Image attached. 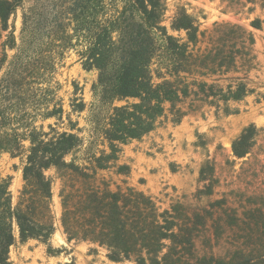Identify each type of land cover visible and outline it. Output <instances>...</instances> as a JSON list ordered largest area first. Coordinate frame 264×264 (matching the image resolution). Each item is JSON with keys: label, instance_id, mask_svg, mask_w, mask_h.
<instances>
[{"label": "trees", "instance_id": "1", "mask_svg": "<svg viewBox=\"0 0 264 264\" xmlns=\"http://www.w3.org/2000/svg\"><path fill=\"white\" fill-rule=\"evenodd\" d=\"M25 4L16 43L9 19ZM166 13L164 0H0V27L8 31L0 42V153L23 160L15 205L10 178L0 176V264H11L14 228L20 243L36 240L47 255L60 252L50 244L52 182L45 174L50 169L61 181L66 242L103 248L110 262L264 264V192L241 216L227 211L225 201L215 202L223 212L215 217L188 213L180 204L160 211L142 192L113 191L97 178L117 162L120 146L152 132L168 107L178 122L184 115L178 106L185 101L194 110L219 108L252 92L245 77L254 68L251 31L218 26V35L200 48L198 27L186 10L178 8L169 25L184 32V39L168 33ZM7 50L14 51L8 62ZM70 54L97 77L87 108L76 97V86L70 100L71 112H86L85 126L67 117L61 128L56 75ZM50 119L55 123L46 124ZM261 131L254 124L244 127L231 144L232 157L248 160ZM255 166L264 170L258 161ZM117 172L126 175L128 168L119 166ZM213 172L208 162L202 166L204 190L197 195L213 194ZM209 222L215 243L223 239L227 248L223 256L200 258L195 239L208 231Z\"/></svg>", "mask_w": 264, "mask_h": 264}, {"label": "rangeland", "instance_id": "2", "mask_svg": "<svg viewBox=\"0 0 264 264\" xmlns=\"http://www.w3.org/2000/svg\"><path fill=\"white\" fill-rule=\"evenodd\" d=\"M167 6L166 21L168 33L178 39H184V32L170 30V17L178 8H184L195 22L199 31L200 48L206 46L211 37H216L218 26L237 25L251 31L255 38L254 68L246 74L252 92L237 102L227 106L220 103L219 108L203 107L194 110L185 101L178 108L184 115L176 122L177 115L171 110L161 117L152 132L139 140H132L120 146L118 160L110 169L100 170L97 178L104 179L110 189L125 190L134 188L151 197L160 211L180 204L188 213L207 211L215 217L223 215L215 202L225 201L226 210L241 216L246 208L256 207L255 199L264 192V170L256 167L264 165V0H164ZM26 4L18 8L9 19L10 29L18 43L21 29V14ZM252 22H258L255 29ZM8 31L0 27V42L7 39ZM14 51L7 50V62ZM1 57V54H0ZM155 68V67H154ZM95 71H85L70 54L58 66L56 80L60 84L57 92L63 106V128L66 118L85 126L86 112H71L70 100L80 98L86 108L92 101L91 86L96 81ZM78 90H75V87ZM75 92L73 93V91ZM78 102V101H77ZM122 104V103H121ZM50 119L46 124H53ZM254 124L261 133L248 160H235L231 153V144L242 129ZM69 159V158H68ZM22 158L0 153V176L10 178L9 190L13 205L17 202L22 187ZM208 162L214 169L216 182L211 196L197 195L204 187L199 180V171ZM126 166L128 174H119L117 167ZM46 176L51 184V208L54 220V233L50 244L56 255L46 254V247L36 240L20 243L17 229L14 228L15 244L9 250L11 264H134L125 261L110 262L103 248L85 242L68 243L60 225L61 200L59 192L61 181L54 169L47 170ZM204 190V189H203ZM252 196V197H250ZM210 243H208L207 242ZM227 248L226 241L215 243L212 237V222L208 231L195 239L197 257L223 256ZM213 252V253H211Z\"/></svg>", "mask_w": 264, "mask_h": 264}, {"label": "crops", "instance_id": "3", "mask_svg": "<svg viewBox=\"0 0 264 264\" xmlns=\"http://www.w3.org/2000/svg\"><path fill=\"white\" fill-rule=\"evenodd\" d=\"M255 45V44H254Z\"/></svg>", "mask_w": 264, "mask_h": 264}]
</instances>
